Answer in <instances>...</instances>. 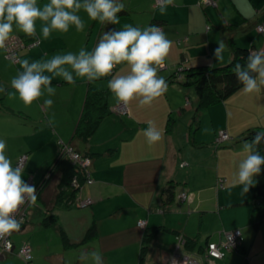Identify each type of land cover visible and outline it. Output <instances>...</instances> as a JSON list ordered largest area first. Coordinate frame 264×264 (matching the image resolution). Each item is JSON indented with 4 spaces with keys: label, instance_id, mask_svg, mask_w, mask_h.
I'll use <instances>...</instances> for the list:
<instances>
[{
    "label": "crops",
    "instance_id": "crops-1",
    "mask_svg": "<svg viewBox=\"0 0 264 264\" xmlns=\"http://www.w3.org/2000/svg\"><path fill=\"white\" fill-rule=\"evenodd\" d=\"M45 2L38 0L41 5ZM123 3L125 8L118 13L119 24L108 22L111 28L155 24L172 41L165 64L157 72L167 80L168 89L151 104L141 105L139 97L130 99L125 103L127 114L109 110L121 102L109 89L107 113L85 142L74 138L73 133L88 84L94 82L100 89H107L110 75L129 71L126 62L118 64L107 78L88 81L76 77L74 85L54 77L51 106L44 103L49 96L46 91L25 105L18 95H8L15 91L11 79L22 70L21 66L18 60L13 62L7 58L4 49L0 50V85L5 88L0 93V137L6 140L5 151L13 164L20 155H27L22 178L27 181L32 176L33 182L39 183L42 173L59 152L57 140L62 139L90 156L87 168L93 180L83 183L77 192L78 198L90 200L87 204H54L48 212L55 214L56 222L46 225L45 204L52 205L56 191V181L50 180L52 183L48 182L38 195V205H28L26 220L20 229L11 233L14 249L0 257V264H20L16 252L20 242L27 240L31 264H92L91 258L83 253L93 249L101 252L105 264H141L136 254L134 260L105 259V238L116 235L118 240L113 246H117L127 234L126 245L139 250L142 229L157 225L168 229L160 232L147 247L145 260L151 247L156 251L151 264H162L170 256L177 233L196 237L197 244L201 245L211 240L213 233L216 236L217 230L232 228L241 230L242 250H229L220 259L206 260H213L212 264H232L230 260L264 264V218L257 226L250 219L254 205L252 185L245 193L241 191L242 186H232L239 161L246 155L243 144L247 139L242 138V133L248 128L264 127V86L261 92L254 93H245L242 86L217 104L198 108L192 85H185L181 81L183 76L175 75L179 63L186 70L228 62L233 45L251 48L253 52L264 50V31L256 29L258 24L264 25V20L259 21L264 13V0H173L163 12L156 0H123ZM79 14L85 22L83 31L71 26L68 32L54 31L45 39L40 34L39 19L34 36L14 31L13 35H20L26 43L38 40L32 47L21 48L18 59H48L81 47L90 51L108 30L107 23L92 20L83 9ZM235 14L241 19L232 18ZM220 41L225 44L224 58L217 61L213 50ZM148 121L162 130L161 139L152 144L144 135ZM219 130L229 135L225 143L215 141ZM49 142L52 144L47 148ZM220 155H223V164L219 162ZM218 178H224L222 191L213 194V187L215 191L221 188H217ZM169 181L175 183V196L171 203L164 204L161 192ZM142 185H145L143 190ZM206 189L209 195L203 198L196 195L205 193ZM183 193L187 197L181 198ZM127 203L134 211L129 216V224L121 227L115 218L122 209H128ZM202 207L206 208L199 209ZM206 215H211L213 228L202 226ZM140 219L146 221L144 227L138 226ZM92 223L97 227V234L83 242ZM64 236L68 238L67 245ZM204 236V242H200Z\"/></svg>",
    "mask_w": 264,
    "mask_h": 264
},
{
    "label": "clouds",
    "instance_id": "clouds-1",
    "mask_svg": "<svg viewBox=\"0 0 264 264\" xmlns=\"http://www.w3.org/2000/svg\"><path fill=\"white\" fill-rule=\"evenodd\" d=\"M172 3L173 0H159V8L163 12ZM124 8L123 0H47L42 5L38 0H0V50L6 48V41L16 30L28 36L36 35L37 19L41 21L40 34L46 39L54 31L68 32L71 26L76 31H83L85 22L79 14L81 9L89 18L102 24H119L118 13ZM171 43L164 30L155 24L146 27L125 24L118 29L109 28L90 51L81 47L78 51L57 53L48 59H18L22 70L12 77L11 86L15 91L8 92V95H18L25 105H30L46 91L49 96L44 103L51 106V96L55 93L54 77L59 76L74 85L76 77L93 81L113 73L118 64L126 62L129 71L110 75L108 88L124 104L134 97H139L141 105L151 104L168 89L167 80L157 72L165 64ZM224 48L225 44L220 41L213 50L217 61L224 58ZM232 71L245 93L261 92L264 50L249 53L246 63L237 62ZM4 92V86L0 85V93ZM147 123L148 127L144 129L147 142L159 141L162 130L152 121ZM262 141L264 130L243 144L246 155L239 161L232 184L242 186L243 193L257 183L254 176L261 173V165H264V155L257 148ZM5 149L6 140L0 137V237L20 229L22 221L14 215L15 211L26 200L35 202L37 199L35 185L22 178L24 166L13 164ZM83 255L90 257L92 264H105L99 250L86 251Z\"/></svg>",
    "mask_w": 264,
    "mask_h": 264
},
{
    "label": "trees",
    "instance_id": "trees-1",
    "mask_svg": "<svg viewBox=\"0 0 264 264\" xmlns=\"http://www.w3.org/2000/svg\"><path fill=\"white\" fill-rule=\"evenodd\" d=\"M259 20L260 21L264 20V13L262 17L259 18ZM105 26L106 29L111 28L110 24L108 23ZM231 52H232L231 59L224 64L216 65V66L198 65V66L190 67L186 70L184 69V67H182L181 70L177 71V73L175 74L176 76H183V79L181 81L185 85L187 86L192 85L197 97L198 108L217 104L218 102L224 100L227 96L234 93L240 87H242V84L237 81L232 69L237 62H240L241 64L246 63V57L248 56V54L254 52L252 51L251 48L241 47L237 45L232 46ZM4 54H5V50H4ZM18 57H19V52H18ZM108 76L109 75L105 77L107 78ZM108 91L109 88L100 89L94 82L88 84L83 108L74 129V133H73L74 138H77L78 140L85 142L95 131L97 125L100 123L101 119L107 113ZM261 130H264V127L248 128L242 133V138L250 141L256 135V133ZM63 143H65L68 147H70L72 151L78 152L80 156L90 158V156L86 152H80L79 150H76L70 142L58 141L59 146H62ZM257 148L261 152V154L264 155V141L258 144ZM261 169H262L261 173L256 174L254 176V178L257 180V183L252 185V189H251L254 205L252 206L250 212L251 213L250 219L252 224H254V226H257L259 222L264 218V165H261ZM45 171H49V172L53 171L54 174L50 173L48 179L50 181L53 180L52 177H54L56 181V191L54 196L52 197L53 203L51 206H49L47 203L45 204L47 215L44 218V224L51 225L56 222V216L53 212L51 213L48 212L51 211L50 208H52L54 204L56 205L62 203L63 205H66L74 202L75 197L78 194L77 192L79 191L82 184L88 181L89 179L91 180V182L93 180L90 177V172L88 168L82 169L81 167L77 166L74 162H72L69 156L60 152H58L56 158L47 167ZM44 173H42L41 178H43ZM74 176L75 178H73ZM219 179H222V181L224 180V178H218L217 186ZM73 181L75 182V184H73ZM39 194L40 193H38V195ZM161 195H162V202L164 204L171 203L174 200V196H175V183H173V181H169L166 184V186L162 189ZM167 229L168 228L162 225L144 227L142 229V238L139 247V258H138L140 262H143V260H145L144 254H145V250H147L149 243L153 239H155L160 232L166 231ZM220 231L218 230V233H220ZM96 234H97V227L94 223H92L86 230V233L82 241L83 242L88 241L89 239H91V237H93ZM178 234H180L186 242L184 247L185 251L186 250L191 251L192 253L198 252L201 248H205L207 243L211 241V240H207L204 244L198 245L196 237H189L183 235L182 233H177V235ZM67 241L68 238L64 236L65 245L69 244ZM20 245L21 242L19 246ZM241 247H242V240H241L240 248ZM240 248L238 249V251L242 250Z\"/></svg>",
    "mask_w": 264,
    "mask_h": 264
},
{
    "label": "built area",
    "instance_id": "built-area-1",
    "mask_svg": "<svg viewBox=\"0 0 264 264\" xmlns=\"http://www.w3.org/2000/svg\"><path fill=\"white\" fill-rule=\"evenodd\" d=\"M156 2L159 3L158 0H156ZM261 30V27L260 29ZM38 42V40H33L29 43H26L22 37H20L19 35H12V37L6 41V48L5 50V56L11 60H18V52L21 48L27 46H33ZM162 67V66H161ZM159 67V69L161 68ZM182 66L178 67V70H181ZM114 111L118 112V113H126L127 112V108L126 105L123 102H120L118 104L115 105ZM229 138L228 133L225 130H219L217 132V136L215 141L217 143L225 141ZM63 146V145H62ZM61 146V147H62ZM67 150H68V154L70 156L71 159V154H72V161L76 164H82L83 165V161L85 162V168H87V166L89 165L90 159L88 157H84V156H80V154L78 152L72 151V149L70 147H68L66 144H64V146ZM27 155L26 154H22L20 155V157L18 158L16 163H20L21 165L24 166V163L26 161ZM32 177L30 176L27 179V182L29 184H33V180ZM89 182H91V180L89 179ZM218 186H222V179L218 180ZM90 200L88 199H82V198H78V202H80L82 205L83 204H87V202H89ZM27 204V200L24 204L20 205V207L15 211L14 215L19 219L20 216H23L26 214V209L28 206ZM20 215V216H18ZM138 226L143 227L146 224V221L143 219L138 220L137 222ZM11 235V234H10ZM10 235H6L3 237H0L1 240H3V242L6 245H9V247L12 245L13 246V242L10 239ZM241 240H242V235H241V230L239 228H233V229H228V230H222L219 233V239L218 242L215 241H209L206 245L205 252L200 255H198L197 252L194 253H189L186 255V258H188V260H182L181 259V255L182 253L181 251V246H177V249H173L174 252H176V254L172 255L170 254V256L168 257L167 261H170L169 264H206L207 262H212L213 260H206V259H217V258H222L223 255L225 254L226 251L231 250L232 248H234L236 245H241ZM180 244H182L183 242H185V240L183 239V237L178 234L176 237V242H178ZM2 244L0 243V246ZM176 248V247H175ZM7 249V250H6ZM4 250L9 251L10 248H6ZM18 255L20 257V264H31V247L30 244L27 241H23L21 242V245L18 247Z\"/></svg>",
    "mask_w": 264,
    "mask_h": 264
},
{
    "label": "rangeland",
    "instance_id": "rangeland-1",
    "mask_svg": "<svg viewBox=\"0 0 264 264\" xmlns=\"http://www.w3.org/2000/svg\"><path fill=\"white\" fill-rule=\"evenodd\" d=\"M126 1V0H125ZM159 1V0H158ZM204 1H207V0H204ZM258 1V0H257ZM158 3V2H157ZM227 11V10H226ZM226 14V13H225ZM227 17L229 18V14L227 13ZM232 18H234V19H241L240 18V16L239 15H237V14H235ZM260 21V20H259ZM239 23H240V21H238ZM239 23H237V24H239ZM243 25L241 24V27H242ZM260 27H261V30H259L260 29ZM245 28V27H244ZM239 29H240V27H239ZM256 29H257V31L258 32H263L264 31V25L263 24H258L257 26H256ZM241 30V29H240ZM36 44H38V42L36 43ZM35 44V45H36ZM34 46V45H33ZM240 46V45H239ZM30 47H32V46H30ZM241 47H243V46H241ZM11 60V59H10ZM13 62H16L17 60H12ZM181 64L179 63L176 67V70H178V67L180 66ZM182 66V65H181ZM183 67V66H182ZM193 91H194V89H193V87H190ZM118 103H120V102H118ZM114 107H115V105L113 106H110V108H109V110L110 111H112V112H116V111H114L113 109H114ZM127 108V107H126ZM116 113H118V112H116ZM123 114H125V113H123ZM126 114H127V112H126ZM256 127H261V126H256ZM58 141L60 142V141H63L62 139H58L57 140V142H56V145L58 146ZM66 141V140H65ZM65 141H63V142H65ZM224 141H222V143H223ZM225 143V142H224ZM51 144H52V142H49V144H48V146H47V148H49L50 146H51ZM64 144L65 143H63V146H64ZM228 144V143H227ZM226 144V145H227ZM61 145V144H60ZM61 147V146H59V152L60 153H64L65 155H67V156H69V154H68V150L65 148V147ZM218 146V145H217ZM223 146V145H222ZM69 158H70V156H69ZM71 159H72V154H71ZM243 159V158H242ZM73 160V159H72ZM71 160V161H72ZM227 160H228V156H227ZM73 162V161H72ZM219 162L221 163V164H223V155H220L219 156ZM79 163V162H78ZM78 163H76V165L77 166H79V167H81L82 169H84L86 166V164H85V162L83 161V165L82 164H78ZM16 164V163H15ZM89 165H90V162H89ZM88 165V166H89ZM50 173H53V171H45V173H44V176H43V178H42V180L39 182V183H37V184H35L34 182H33V184L35 185V187H36V196H37V199H36V201L35 202H32V201H30V200H27V204L28 205H31V204H33V206L34 205H38V202H37V200H38V193H40L41 192V190L45 187H47L46 185L48 184V182H50V183H52L51 181H49V174ZM54 174V173H53ZM86 174H87V172H86ZM52 176V175H51ZM53 178V181H55V179H54V177H52ZM73 178H75V176L73 177ZM31 182H32V180H31ZM54 183V182H53ZM73 184H75V182L73 181ZM143 184H145V183H143ZM147 185V184H146ZM49 187V186H48ZM52 187V186H51ZM223 187V186H222ZM222 187L220 188V187H217V188H220V189H218V191L216 190L215 191V189H214V187L212 188V193L213 194H215V192H216V194H217V192H221L222 191ZM141 188H142V190L145 188V185H142L141 186ZM209 189H206V191H205V193H203V192H200V193H197L196 195L198 196L199 195V197H201V198H203L206 194L207 195H209ZM187 194L185 193H183V194H181V198H184V197H187L186 196ZM73 203H76L77 204V206L78 205H82L80 202H78V197L76 196L75 197V200H74V202ZM184 203V202H183ZM28 205H26V206H28ZM127 205H128V209H126V208H124V209H122L121 211H120V215L117 217V218H115V221H117L119 224H120V226L121 227H124V226H126V225H128L129 224V216H130V214L134 211V208L132 207V205L130 204V203H127ZM154 206H155V204H153ZM204 208H206V207H204ZM203 207L202 208H199V209H204ZM156 212V211H155ZM18 216H20V215H18ZM169 217V215H167L166 216V218L167 219H170V217ZM20 219H22L21 221L23 222V221H25L26 220V214L25 215H23V216H20ZM175 220V219H174ZM191 225V223H189L188 224V226H190ZM202 226L204 227V228H206V229H208V228H213V225L211 224V215H206L204 218H203V222H202ZM220 230H222V229H220ZM218 231V230H217ZM216 231V232H217ZM106 232H107V230H106ZM111 233H112V231H111ZM177 236V235H176ZM124 238L123 239H127L128 237H129V235H125V236H123ZM205 237L206 236H204V237H201L200 238V242H204V240H205ZM212 241H215V242H218V237H217V234H216V236L214 235V233L212 234V236H210L209 237ZM10 239H11V235H10ZM118 240V237L115 235H108L106 238H105V241H104V244H105V259H107V260H113V259H115L116 257H118V258H120L121 260H134V255L136 256V260H139L138 258H139V250H138V247H129L128 245H126V242H125V240H122V242H121V245H119V244H117V246H113V245H115V243H116V241ZM13 242V241H12ZM27 242L29 243V241L27 240ZM125 242V243H124ZM0 243L2 244L1 246H0V257H2V256H4L5 254H7V253H10V252H12L13 251V249H14V243H13V246L11 245L10 247H9V245H6L4 242H3V240H1L0 239ZM185 243L186 242H183L182 244H180L179 243V241L178 242H176L175 244H174V246H173V249H177V246H178V244H179V246H181V253H182V257H181V259L182 260H188V258H186V255L187 254H189V253H192L191 251H185V249H184V247H185ZM30 244V243H29ZM132 243H130L129 245H131ZM176 247V248H175ZM6 248H10L9 249V251H6L7 249ZM240 248V244L239 245H236L234 248H232L231 250H234V251H237L238 249ZM4 249H6V250H4ZM151 250L152 251H150L151 253H150V255L147 257V259L143 262L144 264H151V262H152V260H155V255H156V251L154 250V248H152L151 247ZM17 252H18V250H17ZM16 252V254L18 255V253ZM166 252V251H165ZM205 252V249L204 248H201L197 253H198V255H200V254H202L203 255V253ZM146 253H148V250H145V254H144V256L146 255ZM171 254L172 255H174V254H176V252H174V250L171 252ZM224 256V255H223ZM18 257H19V255H18ZM19 259H20V257H19ZM217 259H220V258H217ZM150 260V261H149ZM161 260V259H160ZM163 260V259H162ZM165 261L162 263V264H169V262L170 261H167L168 260V258H165L164 259ZM230 261H232V264H251V262H250V260H230ZM228 262H226V264H227ZM141 264H142V262H141ZM157 264H160V263H157ZM207 264V263H206ZM208 264H212V262H208Z\"/></svg>",
    "mask_w": 264,
    "mask_h": 264
},
{
    "label": "bare ground",
    "instance_id": "bare-ground-1",
    "mask_svg": "<svg viewBox=\"0 0 264 264\" xmlns=\"http://www.w3.org/2000/svg\"><path fill=\"white\" fill-rule=\"evenodd\" d=\"M88 182H89V180H88ZM144 226H145V225H144ZM144 226H143V227H144Z\"/></svg>",
    "mask_w": 264,
    "mask_h": 264
}]
</instances>
